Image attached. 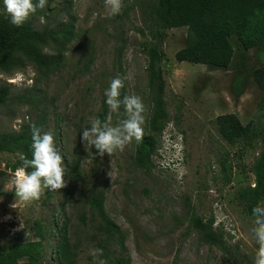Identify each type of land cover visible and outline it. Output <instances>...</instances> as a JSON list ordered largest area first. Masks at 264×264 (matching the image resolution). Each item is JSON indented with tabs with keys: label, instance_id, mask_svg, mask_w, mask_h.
<instances>
[{
	"label": "rangeland",
	"instance_id": "374dc122",
	"mask_svg": "<svg viewBox=\"0 0 264 264\" xmlns=\"http://www.w3.org/2000/svg\"><path fill=\"white\" fill-rule=\"evenodd\" d=\"M47 1L50 12L62 10L64 0ZM138 1L123 0L122 8L126 5L131 9L123 18H117V15L108 16L104 0H71L78 35L65 53V66L49 81L41 83L34 79L36 73L29 65L12 76H0L1 80L12 84L14 93L21 89L42 90L48 114L44 131L52 134L63 158L71 161L75 155L82 160L80 171L87 170L89 157L93 158L94 146L85 147L81 135L100 112L107 80L100 76L102 72L112 69L113 63L120 58L126 96L136 95L143 104L149 103L146 57L141 46L149 40V25L137 7H133ZM43 23L40 19L38 25ZM137 29H142L144 36ZM164 34L162 70L169 120L159 138L157 155L151 158L154 167L144 171L133 166L130 143L123 151L94 158L96 172H87L84 179L90 185L94 182L98 188H105V210L125 233V252L130 264H226L224 253L203 244L189 227L192 211L204 220L213 217L214 228L222 231L228 249L240 252L239 264H248L245 256L253 263L257 249L251 222L235 201V193L252 183L249 170L262 146L259 141L249 146H229L218 138L212 121L222 114H235L243 125L249 122L264 124V111L258 107L261 93L248 73L250 68L264 65V50L236 54L232 68L221 71L175 60L176 52L184 47L185 28L171 29ZM232 44L235 52H240L233 38ZM87 54L93 56V62L81 74V59ZM113 77H119L115 71ZM108 82L110 84V80ZM24 108L18 110L10 105L0 110V130H18L26 112ZM123 111L121 115L111 114L112 126L124 118ZM175 114L179 117V125L173 119ZM60 115L62 120L56 125V116L60 118ZM74 123H79L78 130ZM169 133L175 136V149L169 145ZM223 156L225 164L232 165L229 182L219 163ZM14 157L17 158L1 155L0 171L5 168V159L15 160ZM64 165V188L52 191L50 199L44 197L43 191L39 200L28 205L17 203L15 208L11 207L16 199L15 190L8 189L19 169L7 171V177H0V181L5 180L0 194V245L18 241V238L33 239L34 233L29 227L35 220L48 234L65 218L70 240L77 244L75 264H99L101 260L108 264L112 248L97 231L95 212L88 206L77 211L71 205L70 193L64 192L70 185L74 193L83 188L80 181L70 177L67 169L70 164ZM77 196L74 194L75 199ZM81 214L85 215L84 221L80 219ZM21 223L23 228H20ZM56 241L57 235H47L43 248L47 259L51 258ZM104 246L106 254L94 257L93 250H102Z\"/></svg>",
	"mask_w": 264,
	"mask_h": 264
},
{
	"label": "trees",
	"instance_id": "16d2710c",
	"mask_svg": "<svg viewBox=\"0 0 264 264\" xmlns=\"http://www.w3.org/2000/svg\"><path fill=\"white\" fill-rule=\"evenodd\" d=\"M36 2L37 0H33V3ZM133 7H137L141 17L149 25V40L147 43H141V46L146 57L148 106L151 108H147L148 113L142 125L144 128L142 141L137 143L133 140L131 142L130 159L133 166L150 171L153 168L151 157L156 154L155 147L169 120L162 70V62L165 59L162 50L165 40L164 32L177 28L186 29L184 47L176 52V61L228 71L233 66L236 54L245 55L252 49L264 50V0H139ZM61 9H53L50 12V4L47 1L44 8H38L23 26L15 27L10 22L9 14L3 8V0H0V76H11L15 72L23 71L25 66L32 65L37 74L35 80L41 83L49 81L65 66V53L78 33L76 18L72 15L71 0H64ZM130 9V6L125 5L121 10V15L116 17L123 18ZM64 17H67L66 21L63 20ZM40 19L44 20L41 26L38 25ZM137 30L144 36L142 29ZM232 38L236 40L240 52H235ZM47 49L51 52H47ZM81 61L82 69L79 68V72L82 74L83 71L89 69L93 56L87 54ZM114 71L119 78L123 79L120 58L113 63L112 69L100 74L101 77L107 79L104 89L109 88L108 80L111 82L114 79ZM248 73L261 93L258 107L259 110L264 111V65L250 68ZM11 87V84L0 79V110L5 106L13 105L18 110L26 107L24 108L26 112L18 130L9 132L0 130V156L5 154L17 157H14L15 160L5 159V168L0 171L1 178L7 177V171L13 172L20 169L24 158H32L31 125L35 124L42 135L48 117L47 106L42 100V90L21 89L20 92L14 93ZM126 95L124 84L121 89V99ZM105 101L106 97H103L100 112L96 115V118L101 121H105L109 113ZM122 111L123 106L119 114H112L121 115ZM25 117H27L26 120ZM59 117L56 116V125L62 120V116ZM173 119L175 124L179 125V117L176 114ZM79 123H74L77 130L80 127ZM258 124L249 122L243 125L235 114H222L212 121V128L218 138L229 146L238 144L249 146L257 141L261 143L262 149L249 170L252 183L242 186L235 193V201L250 219L252 228L254 227L252 209L258 205L263 207L264 203V124L261 122ZM180 133L183 131L180 130ZM96 151L94 148L93 155H91L93 158L89 157L87 170L80 171L79 166L82 160L79 157L74 155L71 161H68L67 157L63 158L64 164L67 162L70 164L67 167L70 177L80 181L83 186L78 193L73 192L71 185L69 190L64 192L70 193L71 205L77 211L88 206L91 211L95 212L98 219L97 231L105 237V243L112 248L108 264H130L125 252V233L113 222L105 210V188H98L94 182L90 185L84 179L87 172L91 170L96 172L94 160L98 158ZM224 159L225 156L219 163L224 178L229 182L232 178V165L225 164ZM27 171L31 172L32 169L28 168ZM4 183L5 180L2 179L0 194ZM73 193L78 195L77 199L74 198ZM53 194L52 191L44 189V197L47 196L50 199ZM80 219L84 221L85 215L81 214ZM62 220L60 225L55 224L56 227L52 228L51 233L48 231V234L45 233L39 221H33L29 227L34 233L33 239L18 238V241L0 245V264H75L77 244L72 243L68 235V221L65 218ZM214 223L213 217L204 220L194 211L189 216V227L197 233L203 244H208L224 253L226 264H239L238 254L240 252L228 249L224 234L219 228H214ZM52 234L57 235V241L52 247L51 258L47 259L43 252L44 242L47 235ZM255 246L257 249L256 242ZM106 250L104 246L103 255L106 254ZM244 258L248 264H253L246 256Z\"/></svg>",
	"mask_w": 264,
	"mask_h": 264
},
{
	"label": "clouds",
	"instance_id": "9594fccd",
	"mask_svg": "<svg viewBox=\"0 0 264 264\" xmlns=\"http://www.w3.org/2000/svg\"><path fill=\"white\" fill-rule=\"evenodd\" d=\"M45 4L46 0H37L36 3H33V0H3V8L9 14L11 18L10 22L15 27L23 26L29 17L35 13L38 8H44ZM104 6L109 17L115 16L120 13L123 7V0H104ZM29 66L34 69L32 65ZM7 83L11 84L8 81ZM123 87V79L119 77L112 79L109 88L106 89L104 93L106 97L105 103L109 109V117L105 121H101L99 118H92L89 122L90 126L85 127L82 131L81 142L85 147L94 146L97 150L96 155L101 158H103L105 154L111 156L116 151H123L133 140L139 143L143 139L144 128L142 125L148 113L147 108H151V106H148L149 103L147 105L143 104L142 99L136 95L124 96L123 99H121V89ZM121 106H123L124 118L121 119L116 126H112L110 122L111 114H119ZM30 130L32 158H24L22 167L11 179L8 189V191L15 190L16 199L11 205L13 208L16 207L17 203L28 205L39 200L44 189L57 191L66 186V181L64 179L66 167L62 155L55 147L52 134L45 133L43 130L41 135L40 129L37 128L35 124L31 125ZM179 135H182V140L184 142L183 134L179 133ZM168 136L170 138V147L175 149L176 146L173 141L175 136L171 133H169ZM164 138L165 136H163V140ZM156 151H158V144L155 147V152ZM156 155L157 152L153 156ZM28 168H31L32 171L28 172ZM252 215L254 217V227L251 231L258 245L253 264H264V207L259 205L253 207ZM20 228H23L22 223L20 224ZM92 254L95 257L97 254H102V250L95 249ZM99 264H106V262L101 260Z\"/></svg>",
	"mask_w": 264,
	"mask_h": 264
}]
</instances>
